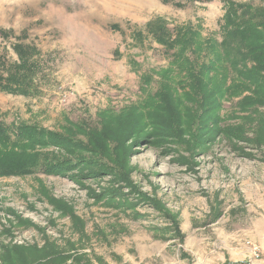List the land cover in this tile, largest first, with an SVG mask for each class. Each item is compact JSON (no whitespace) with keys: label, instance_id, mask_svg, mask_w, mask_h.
Segmentation results:
<instances>
[{"label":"rangeland","instance_id":"374dc122","mask_svg":"<svg viewBox=\"0 0 264 264\" xmlns=\"http://www.w3.org/2000/svg\"><path fill=\"white\" fill-rule=\"evenodd\" d=\"M230 10L252 19L264 2L0 0V58L28 48L35 88L0 91L2 119L116 132L103 150L82 132L69 153L36 150L83 158L65 174L0 175V264H264V90L229 69L223 92L197 99L159 39L166 25L220 43ZM150 98L173 99L183 132L157 136Z\"/></svg>","mask_w":264,"mask_h":264},{"label":"trees","instance_id":"16d2710c","mask_svg":"<svg viewBox=\"0 0 264 264\" xmlns=\"http://www.w3.org/2000/svg\"><path fill=\"white\" fill-rule=\"evenodd\" d=\"M185 1L209 2L211 0ZM261 1L264 2V0ZM162 29L163 35H160L159 39L174 50L169 74L171 70H177L178 73L183 74L184 80L181 84L189 90L190 95L198 99L216 91L223 92L229 69L235 72L243 90L251 92L264 90V15H257L252 19H241L237 13L230 10L224 27L223 41L220 43L209 41L207 46L199 39L196 31L182 28L173 37V33L166 25H162ZM0 32L4 37L10 35L9 31ZM14 50L18 55V61L14 65H9L4 58H0V91L32 95L35 88L32 82H28V75L33 72V65L29 60L30 51L22 44H16ZM211 83L214 85L212 88ZM211 98L214 102L212 94ZM215 100L217 102L216 97ZM156 101L157 99L150 98L143 105L153 107L151 112L146 109L145 117L156 128L154 130L157 136L183 132L180 109L175 106L173 99L170 98L169 102L161 104ZM208 104L206 101L199 103L200 106ZM203 118L204 115L201 114V122ZM102 122H104L102 128H87L72 124V127L65 130L67 134L65 135L29 123L8 124L0 114V175L30 174L36 171L55 175L65 174L72 169V166L81 164L80 162L84 161L83 158L73 154L64 156L45 152L50 156L39 160L36 150L52 145L64 148L69 153L75 150L74 145H80V142L73 137L75 132H82L87 136V143L103 150L107 147V140L116 137V132L109 121L103 119ZM199 146L202 145L198 143L197 147ZM17 147L22 149L30 147L34 154L19 151ZM119 175L123 178L121 172Z\"/></svg>","mask_w":264,"mask_h":264}]
</instances>
